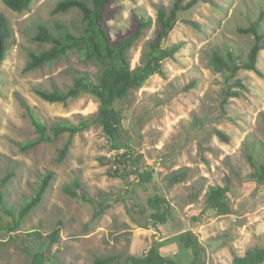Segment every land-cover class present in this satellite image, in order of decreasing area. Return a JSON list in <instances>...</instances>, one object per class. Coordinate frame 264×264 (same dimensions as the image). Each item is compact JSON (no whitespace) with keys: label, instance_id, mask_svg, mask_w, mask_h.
<instances>
[{"label":"rangeland","instance_id":"obj_1","mask_svg":"<svg viewBox=\"0 0 264 264\" xmlns=\"http://www.w3.org/2000/svg\"><path fill=\"white\" fill-rule=\"evenodd\" d=\"M58 1L34 0L28 10L17 13L0 0V12L13 30L0 69V192L4 195L0 264H94L96 258L109 255H118L114 263L122 264L128 256H144L153 245L178 264H233L235 256L264 248V183L253 177L249 158L252 154L257 163L264 162V49L257 62L261 73L241 69L232 78L210 64L213 47L247 57L254 36L238 28L248 27L261 15L264 0H200L180 11L162 44H185L174 58L163 62L165 75H153L116 102L123 116L124 147L114 149L101 127L93 124L74 135L64 159L59 155L68 132L29 150L20 149L38 136L24 103L49 127L65 120L79 124L99 109L98 99L88 93L52 103L33 90L35 86L67 89L75 71L95 78L98 67L82 61L79 53L71 52L40 70L24 71L29 52L46 48L29 38L39 22L52 29L57 20L73 31L81 26L82 14L76 8L52 13ZM171 2L113 0L106 7L104 22L114 41L135 31L136 15L153 17L129 51L132 68L142 63L147 43L156 36L155 5ZM260 29L264 32V18ZM237 79L245 87L237 85ZM235 91L241 95L234 96ZM135 170L153 172L151 181L141 185L132 173ZM177 170L186 175L171 184L170 176ZM48 171L54 177L42 203L17 226L14 216ZM116 171L128 176H117ZM77 182L81 184L76 196L64 190L75 188ZM218 185L228 188L226 214L205 204L209 188ZM156 196L165 199L164 223L151 219L154 210L149 200ZM100 201L111 205L98 208ZM57 229L58 240L52 242L49 234ZM187 236L200 246L196 259L183 241Z\"/></svg>","mask_w":264,"mask_h":264},{"label":"trees","instance_id":"obj_2","mask_svg":"<svg viewBox=\"0 0 264 264\" xmlns=\"http://www.w3.org/2000/svg\"><path fill=\"white\" fill-rule=\"evenodd\" d=\"M2 1L14 12L22 13L30 8L34 0ZM111 1L113 0H59L52 13L66 12L73 8L80 10L82 14L80 28L73 31L61 20L55 22L54 29L44 22H39L34 32L30 34L29 38L31 40L45 44L46 48L39 52L33 50L29 52V59L24 71L40 70L45 65L65 58L71 52L79 53L82 61L96 65L99 70L95 78H92L88 72L75 71L73 83L67 89H60L54 86L52 90H47L40 86H35L33 88L34 92L44 100L52 103H66L68 100L77 98L83 93H88L98 99L99 109L93 118H85L79 124L65 120L55 122L49 127L24 103L38 136L21 144V150L26 151L40 143L54 141L63 133L68 132L69 140L60 150L59 155L60 159H64L70 149L74 135L88 129L93 124L101 127L104 135L112 142L114 149L123 148L124 144L121 142L123 116L121 110L116 107V102L127 98L131 90L144 86L153 75H165L163 62L168 58H174L175 54L184 47L185 42L181 41L164 47L162 41L176 26L179 12L193 7L200 0H172L169 6L164 4L155 5L156 36L147 43L142 55V63L136 68L131 67L129 51L144 34V31L151 26L153 17L136 15L135 31L131 34L123 35L118 41H114L104 22L106 7ZM263 18L264 11L248 27L238 28L239 32L254 36V42L246 58L243 59L240 53L230 48L224 51L218 47L211 49L210 64L216 72L227 74L232 78L241 69L254 70L261 73L257 68V62L260 50L264 49V32L260 29ZM194 24L196 25V23ZM12 38L13 30L11 24L6 15L0 12V69L6 59ZM235 83L242 88L245 87L241 79H237ZM232 93L234 96L241 95L239 91ZM218 134L227 140L224 132L218 131ZM249 158L254 168L253 177L257 182L264 183V162L257 163L252 154L249 155ZM115 173L117 176L121 175L120 177L128 176V172L118 174L116 171ZM132 173L137 174L141 185H145L153 177V172L151 171L141 172L135 170ZM173 174L170 176L171 184L182 181L186 175L181 170H177ZM53 177L54 172L48 171L42 177L35 194L23 201L18 214L14 216L13 220L17 226L42 203ZM7 179L4 180V183H6ZM80 184L81 182H77L76 187L74 186L75 188L65 186L64 190L70 195L76 196L75 190L79 188ZM227 192L228 188L224 186L210 187L205 197L206 206L216 209L221 214L230 212L229 205L225 200ZM3 196L0 192V202L3 201ZM82 197L92 203L94 202L91 198L88 199L87 196ZM164 201L165 199L161 196H156L149 200V204L154 210L151 214V219H153L154 223H164L166 221L167 210L162 207ZM110 205L108 201L98 202V208H107ZM12 209L8 208L7 211L14 215ZM16 228L13 230H16ZM59 231L57 229L52 234H49L52 242L58 240ZM31 235H35L37 238L42 237L40 232H33ZM183 241L187 248L192 247L196 259L200 252V246L196 239L192 236H187L183 238ZM117 258H119L118 255L96 258L94 264H115L114 262ZM124 261L122 264H178L176 260L163 256L156 245L151 246L144 256H128ZM263 262L264 248L256 247L249 250L244 256H235L233 264H261Z\"/></svg>","mask_w":264,"mask_h":264}]
</instances>
